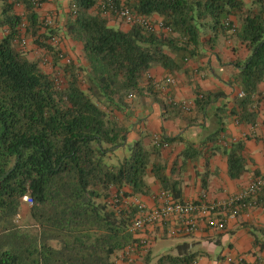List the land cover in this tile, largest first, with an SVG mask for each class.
<instances>
[{
	"label": "trees",
	"instance_id": "1",
	"mask_svg": "<svg viewBox=\"0 0 264 264\" xmlns=\"http://www.w3.org/2000/svg\"><path fill=\"white\" fill-rule=\"evenodd\" d=\"M43 2L9 0L0 15L7 32L0 38V264H136L155 246L146 236L150 229L131 232L138 207L123 200L150 197L149 176L175 200L182 191L161 162V146L170 145L166 136L151 148L129 142L130 129L120 118L129 96L153 94L151 70L162 67L174 76L200 54L203 40L211 45L219 36L236 37L249 55L234 63L233 83L245 96L237 97L230 115L254 127L264 83V0L253 7L244 0H115L137 16L160 18L155 31L138 24L123 31L110 24L120 18L105 14L96 0H74L65 30L82 46L84 62L68 64L59 59L60 44L51 43L58 31L36 12ZM20 4L23 16L15 11ZM21 36L32 38L43 57L29 59ZM44 58L63 79L43 69ZM218 96L198 95L199 112ZM223 150L229 177L240 179L248 171L246 147L238 141ZM25 196L33 204L22 225ZM177 251L156 264L194 262L185 245Z\"/></svg>",
	"mask_w": 264,
	"mask_h": 264
},
{
	"label": "crops",
	"instance_id": "2",
	"mask_svg": "<svg viewBox=\"0 0 264 264\" xmlns=\"http://www.w3.org/2000/svg\"><path fill=\"white\" fill-rule=\"evenodd\" d=\"M6 1L9 0H0V15ZM73 2L46 0L36 12L41 21L50 15L53 17V28L58 31L59 47L65 57L72 62L83 63L82 46L67 36L65 30L66 18ZM244 2L250 7L256 6L254 0ZM15 11L23 16V5H16ZM153 20L157 24L161 22L158 17ZM110 24L123 31L130 29L120 19ZM6 33L5 28L0 29V38ZM27 40L28 43L32 42V38ZM203 41L205 44L200 54L174 76H169L162 67L152 69L149 77L153 80V94L147 90L143 97L133 96L125 116L120 115L122 120L125 118L123 122L130 129V143L142 140L145 147L151 148L155 135H164L170 140L169 146L161 148V162L166 166L170 179L179 183L182 201L225 200L245 189L253 176L264 174V83L259 87L261 101L254 127L238 124L230 115L234 101L241 92L233 83L238 72L234 63L245 60L249 50L236 37L219 36L211 45ZM32 48L36 51L35 45ZM24 51L29 59L34 57L33 53ZM169 77L175 79L174 84L168 85ZM142 86L148 88L147 82L142 83ZM217 94L220 96L213 99L203 112H199L196 97L212 95L214 98ZM185 102L192 105L189 112L171 108V104ZM223 128L224 131L215 137ZM238 141L246 147L248 171L240 179L233 180L228 174V158L223 149L228 143ZM147 183L152 195L138 198L148 208H154L160 205L165 193L153 176L147 178ZM150 235L154 237L155 248L148 264H156L165 254L178 255L177 247L181 245H185L187 251L195 256L192 264H264L262 207L251 212L249 217L230 220L225 232H217L202 225L197 232L182 237L170 235L167 228L159 227L150 229ZM239 257L244 258L242 263L227 262L228 258L236 260ZM118 264L128 263L119 261Z\"/></svg>",
	"mask_w": 264,
	"mask_h": 264
},
{
	"label": "built area",
	"instance_id": "3",
	"mask_svg": "<svg viewBox=\"0 0 264 264\" xmlns=\"http://www.w3.org/2000/svg\"><path fill=\"white\" fill-rule=\"evenodd\" d=\"M96 1L105 14L114 13L129 26L138 24L148 31L158 30L161 26L160 23H154L151 19L135 15L124 5L117 6L115 0ZM44 25L47 28H53L54 19L47 17L44 20ZM20 40L23 47L28 44V40L24 36H21ZM51 43L54 45L60 44V38L53 36ZM38 54L40 55L39 57H43L42 54ZM59 59L65 64L71 62L65 57L64 53L59 55ZM48 64H52L51 61L48 58H44L43 65ZM57 83L59 85L62 84L59 81ZM167 83L168 85L174 84L175 79L169 77ZM244 96L245 94L242 91L239 92L238 97L242 98ZM132 97V95L129 96V98ZM174 104L181 106L185 112H189L192 106L191 103L186 102ZM153 142L156 146H160L161 136L155 135ZM167 146V144H163L161 148H166ZM161 200L160 205L154 208H148L138 197L123 200V205L125 206L133 204L138 207V215L131 226L132 233L136 234L146 229L160 227L167 228L170 235L182 237L197 232L202 225L217 232H225L230 220L245 216L249 217L251 212L264 205V174L253 176L245 189L238 194L227 197L225 200L209 201L207 199H198L195 201H182L173 199L169 194H164ZM23 201L30 206L33 204L30 196H25ZM142 243L146 248H150L152 245L150 240L143 241ZM131 252L133 250L130 248L127 254ZM243 261V257H239L236 260L232 258L227 259L229 263H242Z\"/></svg>",
	"mask_w": 264,
	"mask_h": 264
},
{
	"label": "rangeland",
	"instance_id": "4",
	"mask_svg": "<svg viewBox=\"0 0 264 264\" xmlns=\"http://www.w3.org/2000/svg\"><path fill=\"white\" fill-rule=\"evenodd\" d=\"M36 1H40V0H36ZM44 2L46 1V0H43ZM43 2V3H44ZM42 3V4H43ZM42 6L40 5V8H41ZM39 9V8H38ZM50 17H52L51 15H50ZM53 18V17H52ZM117 20H118V18L117 17H115V16H113L112 18H111V22L112 21H115V22H117ZM55 22V21H54ZM31 43V44H30ZM36 45L35 43H34V41H32V42H29L26 46H25V49H26V51H27V53H33V58H32V56H31V59H38L39 58V54H38V52H37V50L35 51L32 47H33V45ZM62 63V62H61ZM63 64V63H62ZM43 67V69L46 71V72H52L53 74L57 71V73L59 74V76L63 79V77H62V73H61V70L59 69V67L57 68V67H54V66H52V64H48V65H43L42 66ZM56 73V74H57ZM142 101H144V100H142ZM128 124V123H127ZM145 204V203H144ZM30 207V205L29 204H27L26 203V205H25V210L23 211V213H22V215L20 216V224H22V225H24V224H27L28 223V220H27V217H28V215H27V211H28V208ZM30 221V220H29ZM153 243L155 242V240H154V237L152 236V235H146ZM149 259H151V258H149ZM149 259H147L146 258V256H144V255H142L141 256V258H140V260H139V262H141V263H145L146 262V260H148L149 261Z\"/></svg>",
	"mask_w": 264,
	"mask_h": 264
}]
</instances>
